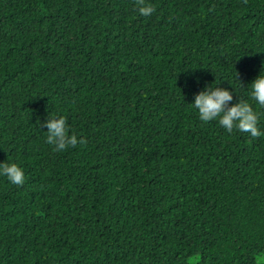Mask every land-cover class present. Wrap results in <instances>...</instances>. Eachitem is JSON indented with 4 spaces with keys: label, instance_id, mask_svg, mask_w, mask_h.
I'll return each instance as SVG.
<instances>
[{
    "label": "trees",
    "instance_id": "obj_1",
    "mask_svg": "<svg viewBox=\"0 0 264 264\" xmlns=\"http://www.w3.org/2000/svg\"><path fill=\"white\" fill-rule=\"evenodd\" d=\"M0 0V264H264V135L192 106L206 86L258 113L264 0ZM85 140L63 152L44 122Z\"/></svg>",
    "mask_w": 264,
    "mask_h": 264
},
{
    "label": "clouds",
    "instance_id": "obj_2",
    "mask_svg": "<svg viewBox=\"0 0 264 264\" xmlns=\"http://www.w3.org/2000/svg\"><path fill=\"white\" fill-rule=\"evenodd\" d=\"M246 3L247 0H244ZM139 14L143 16L151 15L155 9L145 3V0H135ZM250 96L260 107L264 108V75L258 74L257 77L248 85ZM233 99L230 91L220 87L206 86L205 90L199 91L194 96L191 103L198 110L199 119L205 123L218 120V123L232 133L234 129L250 133L253 138L264 135L258 128L259 116L254 111L252 105L244 100L228 106ZM47 128L46 143L54 146L57 152H63L69 146L76 147L77 144L83 145L86 141L69 135L66 118L64 116H49L44 122ZM0 175L5 176L14 185L22 186L25 182L24 171L16 163L0 162Z\"/></svg>",
    "mask_w": 264,
    "mask_h": 264
}]
</instances>
